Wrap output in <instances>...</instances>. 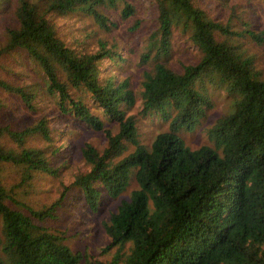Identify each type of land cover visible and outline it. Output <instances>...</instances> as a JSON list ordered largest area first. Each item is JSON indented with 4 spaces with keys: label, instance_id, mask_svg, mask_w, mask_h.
<instances>
[{
    "label": "trees",
    "instance_id": "trees-1",
    "mask_svg": "<svg viewBox=\"0 0 264 264\" xmlns=\"http://www.w3.org/2000/svg\"><path fill=\"white\" fill-rule=\"evenodd\" d=\"M121 0H0V14L12 4L13 22L4 25L5 45L0 56L21 50L36 64L45 80L46 94L65 115L95 132H102L106 147L99 151L90 144L81 148L89 171L75 177L70 189H79L92 212L97 211L101 186L107 196L119 197L134 179L137 188L122 200L103 224L114 249L108 261L94 260L86 251L72 252L64 237L41 224L55 217L60 198L46 210L13 208L14 199L0 181V264H264V74L252 56L234 43L233 32L211 20L192 0H154L158 43L155 59L164 60L175 30L188 35L201 53L196 65L179 72L157 62L143 74L141 114L158 113L168 131L155 136L150 147L139 141L135 121L128 113L137 97L128 78L100 79L99 63L117 62L119 54L103 43L93 54L67 47L58 37L48 16L83 13L103 32L115 24L102 9ZM135 8L124 2L120 18L128 19ZM252 41L264 43L263 34L246 30ZM149 55L142 57L146 62ZM224 89L234 97L233 107L208 130L214 148L190 149L175 134L182 125L194 127L210 108L198 83ZM0 88L19 96L34 112L38 90L33 86ZM70 90L89 94L91 105L105 121L90 112L81 97ZM48 121L41 117L20 131L0 125V165L21 168V179L33 173L55 175L43 149L25 143L40 136L51 142ZM50 133V134H49ZM8 135L18 144L13 150L2 144ZM214 140V141H213ZM127 145L133 151L124 155ZM13 203V204H12Z\"/></svg>",
    "mask_w": 264,
    "mask_h": 264
},
{
    "label": "rangeland",
    "instance_id": "rangeland-1",
    "mask_svg": "<svg viewBox=\"0 0 264 264\" xmlns=\"http://www.w3.org/2000/svg\"><path fill=\"white\" fill-rule=\"evenodd\" d=\"M124 2L135 8V14L128 19L120 18V10ZM193 6L200 9L207 18L225 25L235 34L234 43L248 56L254 59L255 67L264 74V43L252 41L246 30L264 37V0H192ZM13 5L11 4L0 14V48L5 45L4 25L13 22ZM115 28L111 32H103L90 17L83 13L67 15L51 14L49 22L55 27L58 37L63 43L82 54H93L98 45L103 43L107 50L119 54L117 62L105 58L99 63L100 79L106 80L113 76L115 81L128 78L130 87L137 97L135 107L128 113L135 121L139 141L150 147L156 135L168 131V123L163 122L158 113L141 114V81L143 74L154 64L161 62L170 69L179 72L187 65H196L201 59V53L192 44L188 35L175 30L170 40V50L164 60L155 59L158 40L151 35L157 30V8L154 0H121L114 7L102 9ZM148 54L146 62L142 57ZM0 81L12 87L33 86L38 90V98L34 102L35 111H29L18 95L0 88V125L20 131L35 124L41 117L48 121L51 142H46L40 136L28 137L25 143H32L43 149L51 166L57 170L55 175L33 173L29 181L21 179V168L12 164L0 165V181L6 191L14 199L13 208H20L28 212L25 207L34 211L46 210L54 204L63 193L64 201L56 207L55 217L47 219L41 225L50 232L64 237V243L72 252L86 251L94 260L108 261L114 249L104 253L103 249L109 245V239L104 232L103 224L108 222L112 213L116 212L122 200H128L130 193L137 188L134 179L126 190L117 198L107 196L99 186L100 199L97 211L92 212L79 189H70L75 177L89 171V166L81 156V148L90 144L102 151L106 147V138L102 132H95L86 128L70 115L60 113L54 105L53 99L46 94L45 80L40 68L30 61L21 50L10 51L0 56ZM198 89L206 93L210 108L205 112L200 123L194 127L182 125L175 134L179 136L190 149L201 146L214 148L207 135L208 130L223 115L229 113L233 107L234 97L224 89L210 84L209 81L198 83ZM70 93L90 108V112L101 117L90 102L89 94L83 91L70 90ZM105 121V120H104ZM105 128L112 133L117 127L105 121ZM214 141V140H213ZM2 144L16 150L18 144L5 135ZM134 147L127 145V155Z\"/></svg>",
    "mask_w": 264,
    "mask_h": 264
}]
</instances>
